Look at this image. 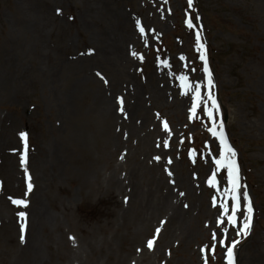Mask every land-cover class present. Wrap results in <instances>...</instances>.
<instances>
[{
  "label": "rangeland",
  "instance_id": "obj_1",
  "mask_svg": "<svg viewBox=\"0 0 264 264\" xmlns=\"http://www.w3.org/2000/svg\"><path fill=\"white\" fill-rule=\"evenodd\" d=\"M99 5L119 7L123 18H115L116 29ZM189 17L194 27L185 25ZM197 31L206 55L210 48L216 53L209 68L220 109L212 118ZM111 40L125 63L112 69L126 79L112 76L102 60L85 58L99 55ZM123 88L130 89L128 103L136 118L118 119L114 104L102 100L107 91L118 94ZM139 120L147 125L144 130L131 127ZM214 121L217 126L223 121L235 142L242 189L252 199L247 236L236 235L242 215L235 226L225 215L228 225H215L222 185L233 202L227 167L216 163L221 144L209 131ZM22 131L28 134L27 173L21 164ZM151 146L171 160L173 178L188 185L178 183L190 197L194 235L182 244H162L151 238V229L138 238L134 214L125 223L119 219L129 188L118 193L117 184L130 181L138 148L147 153ZM55 150L58 167L50 162L44 168V156L47 162ZM96 167L107 175L104 188L95 182L102 186ZM30 175H35L31 181ZM29 182L32 205L24 209L38 206L57 215L67 237L92 242V261L147 264L149 253L141 257L147 249L157 254L158 264H205L206 257L208 264H224L225 248L236 239L237 264H264V0H193L192 7L188 0H0V264H30L18 250L24 243L18 237L23 206L11 202L30 199ZM226 209L224 203L221 210ZM31 217L36 222L35 214ZM34 227L28 222L23 235L33 244L43 242L46 235ZM48 234L53 243L48 250L40 248L43 260L53 251L67 254L62 233Z\"/></svg>",
  "mask_w": 264,
  "mask_h": 264
},
{
  "label": "bare ground",
  "instance_id": "obj_2",
  "mask_svg": "<svg viewBox=\"0 0 264 264\" xmlns=\"http://www.w3.org/2000/svg\"><path fill=\"white\" fill-rule=\"evenodd\" d=\"M98 7L107 13L110 28L116 29L118 23L117 20L121 21L123 18L121 12L118 9L119 7L115 5L110 8L108 6L102 7L101 5ZM115 18H117V20H115ZM113 42L114 41L111 40V42L106 46H101L99 55L96 53L87 57L85 56V58L91 62H99L102 60V62H105L111 70H113L112 68H117L118 70L121 69L118 64L124 67L125 63L122 62L123 54H121L118 49L111 47ZM118 70L116 73L114 70L110 73L112 76L116 77L124 76L126 79V75H123V73ZM110 84L111 82L108 80V88ZM98 88L99 91H101V87L98 86ZM120 91L123 96L129 94V91L124 88ZM116 99L117 93H114L113 90L107 93V97L104 95V98H102V100H106L110 107L112 102L114 104L115 111H118V107H120V105L116 102ZM136 114L137 113L134 112L133 104L128 105L127 103L126 111L122 112L120 119H125L126 115H134L132 118H136ZM133 123L136 124V121ZM146 126L147 125L144 126V129ZM148 134L152 140L151 134ZM153 150L154 148L151 146L147 153H142L138 148L137 152L139 154L135 158L137 168L133 164L129 171L130 181L128 184L123 185L120 183L118 186V193L127 187L129 188V191L122 195L123 203L119 211V219L125 223L128 218H131V214H134L135 221L133 224V232L138 238H142L147 231H150V229L152 233L159 229L157 235L161 236L160 240L162 244L167 246H171L173 243L174 245L182 244L192 239L194 235V221L193 216L190 213V197H186L179 187L181 185L182 188L186 189L188 188V185L173 178L172 170L168 161L163 159L162 149H160V151L158 150L157 153L153 152ZM50 154L51 159L48 160L49 162H46L45 156L43 158V162L46 163L44 168H46L47 163L50 162L53 167H58L60 158L57 155V150L51 151ZM141 154L146 156L143 159H139ZM156 157H160V159H156ZM53 161H55L56 164L52 163ZM164 166L167 170L164 169ZM97 168L98 167L93 170L95 172V177L97 179H105L107 175L105 173L101 174L100 170L97 171ZM40 169L42 170L43 166L40 167ZM63 169L65 170L67 168ZM169 173H171V175H169ZM30 177L32 180L35 175H30ZM101 182L102 186L100 187L104 188L105 186L103 185L105 182ZM69 199L72 201V198ZM218 200L222 202V199L219 197ZM31 214H35L36 222L35 219H32L30 215L25 223L30 221L31 226L32 222L35 223L34 228L36 232L39 228H41L42 230L40 229L41 231H39L42 233V235H46V239L43 242L38 240L34 244L29 241H24V243L18 246V250L22 249V251L24 250L25 254L28 255L30 258V264H46L48 261H50L49 264H100L98 259L94 258V261H92L91 252L94 251L91 248L92 242H83L78 239L75 240L73 238H68L65 233L62 232L58 216H56L54 213L46 211L43 207L37 206L33 209ZM220 215L222 214L220 211V206H218L216 211L214 210V220H216V218ZM50 231H59L62 233V239L64 240L65 244L64 248L68 251V253L59 255L58 251H53L52 255L48 257V261H46L43 260L45 257L42 255L41 247L43 246V248L48 250L50 248V244L53 243V241L49 239L48 232ZM34 234H36L35 231ZM18 237L20 238L19 233ZM28 239H30V236ZM54 241L56 242L57 239ZM147 253H149V261L147 264H158L155 260L157 257L155 252H150L147 249H144L141 257ZM48 254L50 253L48 252ZM53 260H56L57 263H54Z\"/></svg>",
  "mask_w": 264,
  "mask_h": 264
},
{
  "label": "snow or ice",
  "instance_id": "obj_3",
  "mask_svg": "<svg viewBox=\"0 0 264 264\" xmlns=\"http://www.w3.org/2000/svg\"><path fill=\"white\" fill-rule=\"evenodd\" d=\"M188 6L189 7L193 6V0H188ZM187 23L189 27H194L191 17H189V19L187 20ZM140 30L141 32H143L144 28H141ZM196 48H197V51L200 53L199 59L204 61L203 71L206 74V84L209 89L208 99L211 101V107L207 109V114L209 118H212L214 111H219L220 105L217 102L216 96H214L211 91L214 87V81L212 78L213 74H212L211 69L208 66V58L206 55L205 46L202 43V37L199 31L196 32ZM141 59H143V57H141ZM182 79H185V77H182ZM195 94L197 97L200 96L199 85L195 89ZM120 102L121 104H123L122 98ZM194 110L195 109L193 108V111ZM120 111L121 112L124 111L123 107L120 108ZM165 127L167 128L166 123H165ZM223 128H224L223 121H221L218 126L215 124V121H214L213 127L210 128L209 131L212 132L213 136H216L219 138L220 144H221V150L219 153L220 159H218L216 163L220 167H227V170H228V184L230 185L231 199H232V202H234L232 204V214L228 216V222L235 226L238 223L237 213L242 215L244 217L242 226L239 228V231L236 233V235L237 236H247L250 233V230L252 228L253 212H254L253 203H252V199L248 191L244 190L243 192H241L242 185H241V179H240V168H239V164L236 161V150L229 143L228 137L226 133L224 132ZM19 135L24 141V152L21 156V164L25 166V173H27L26 164H27V152H28V134L22 131L19 133ZM165 146L167 145L165 144ZM156 159H160V157H156ZM168 162L171 163V160H169ZM169 175H171V173H169ZM29 181H31L30 176H29ZM27 188L29 192L32 190L33 185L31 182L28 183ZM241 197H243V200L246 201V203L243 205L244 210H241ZM11 202L15 205L23 206L24 208H27L29 204V201L27 199H22V198L12 199ZM18 215L21 218H24L26 221V218H27L26 211H20L18 212ZM25 229H26V223L21 225V233H22L20 236L21 241H24L25 239V236L23 235V233L25 232ZM224 231L227 232L228 230L224 229ZM157 232H159V229H157ZM216 238H217L216 234L213 233L212 239L215 240ZM224 242H225L224 240L219 241L220 244H224ZM238 242H239L238 240L233 239L231 241L230 246L227 247L226 258L228 260V264H235L234 248ZM147 246L149 249H151L153 247V241L149 240L147 242ZM214 247L215 246H213V248ZM205 264H208L207 257L205 258Z\"/></svg>",
  "mask_w": 264,
  "mask_h": 264
}]
</instances>
